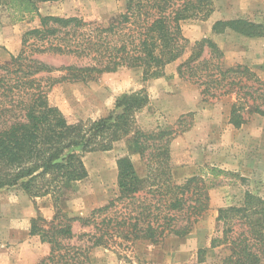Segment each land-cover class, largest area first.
<instances>
[{"label":"trees","instance_id":"1","mask_svg":"<svg viewBox=\"0 0 264 264\" xmlns=\"http://www.w3.org/2000/svg\"><path fill=\"white\" fill-rule=\"evenodd\" d=\"M56 1L61 0H0L12 21L38 19L36 27L22 34L19 52L0 63V189L20 187L29 196L49 194L55 201L49 221H31L30 234L49 244L48 254L34 264H93L90 252L95 247L185 237L208 209V190L214 183L206 175L217 177L224 171L211 167L173 182L169 145L175 130L144 132L135 127L134 114L147 103L143 89L121 95L116 102L120 112L87 121L69 119L48 92L56 84L96 80L120 67L141 68L145 77H153L183 57L177 76L196 84L206 98L231 97L229 120L241 126L251 115L264 116V81L247 65L225 66L224 53L212 37L189 46L181 22L207 19L213 0H126L124 12L106 26L39 12L40 3ZM225 29L264 35L263 25L242 18L217 20L211 32ZM36 54L85 62L55 66ZM122 137L128 153L145 159V176L137 173L128 155L119 157L115 199L85 216L63 212L59 199L87 176L84 154L108 151ZM126 201L127 210L118 211ZM217 221L229 249L222 264H264L263 197L245 191L240 205L218 209ZM76 222L87 228L77 236ZM75 237L77 243H71Z\"/></svg>","mask_w":264,"mask_h":264},{"label":"rangeland","instance_id":"2","mask_svg":"<svg viewBox=\"0 0 264 264\" xmlns=\"http://www.w3.org/2000/svg\"><path fill=\"white\" fill-rule=\"evenodd\" d=\"M125 5L126 0H61L40 3L39 12L78 16L106 26L118 19ZM213 6L207 19L181 22L182 34L189 46L195 40L212 37L224 53L225 66L247 65L264 81V35L246 36L229 29L217 34L211 32L217 20L242 18L264 26V0H213ZM37 25V18L12 21L10 12L0 4V63L19 52L22 34ZM36 56L55 66L85 62L69 56ZM182 59L165 64L153 77H145L141 68L120 67L96 80L56 84L48 92L50 100L69 119L87 121L107 116L111 111L120 112L116 108L117 99L143 89L147 103L134 114L135 127L144 132L175 130L169 145L173 182L180 183L211 167L224 171L217 177L206 175L214 183L208 190V209L185 237H167L158 244L117 241L106 247H95L90 252L93 264H222L229 249L223 243L218 209L240 205L247 190L264 198V116L251 115L247 123L233 125L229 120L232 98H206L196 84L179 78L176 67ZM189 112L192 115L186 116ZM181 117L179 124L177 120ZM124 155L130 157L137 173L145 176V159L128 153L126 137H122L108 151L84 154L87 176L68 187L59 199V208L69 216H85L93 208L115 199L118 196L116 161ZM16 203L24 212L33 209L34 213H30L29 223L26 219V226L21 222L18 232L12 231L9 236L3 222L8 220V215L16 214ZM117 210H127V201L120 203ZM54 212L55 201L49 194L32 197L20 187L1 188L0 262L7 263L14 252L20 257L35 254V263L47 255L49 244L41 242L38 235L30 234V227L32 219L41 217L49 221ZM86 229L73 223L75 236ZM213 238L216 246L211 247ZM70 242L77 243L76 237Z\"/></svg>","mask_w":264,"mask_h":264},{"label":"crops","instance_id":"3","mask_svg":"<svg viewBox=\"0 0 264 264\" xmlns=\"http://www.w3.org/2000/svg\"><path fill=\"white\" fill-rule=\"evenodd\" d=\"M15 205H16L15 207L16 214L8 215L6 217L8 220L3 222L4 225L6 226V229H8L9 236H11L12 231L18 232V226L21 224V222L23 225L26 226V219H27V223H29V220L31 219L30 213H34L33 209H31V212H29L28 209L26 212H24L23 207L18 205V203H16ZM18 255L19 254L14 252L13 256L11 257V260H9L8 258L7 263L2 261V263L0 262V264H34L35 261L37 260L35 259L37 257L35 256V254L26 257H20Z\"/></svg>","mask_w":264,"mask_h":264}]
</instances>
